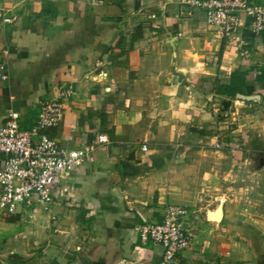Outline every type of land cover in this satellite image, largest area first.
<instances>
[{"label":"crops","instance_id":"crops-1","mask_svg":"<svg viewBox=\"0 0 264 264\" xmlns=\"http://www.w3.org/2000/svg\"><path fill=\"white\" fill-rule=\"evenodd\" d=\"M189 1L0 0V128L72 85L47 134L90 155L48 211L1 217L0 264H161L136 229L168 205L195 236L175 264H264V32L229 43Z\"/></svg>","mask_w":264,"mask_h":264},{"label":"built area","instance_id":"built-area-1","mask_svg":"<svg viewBox=\"0 0 264 264\" xmlns=\"http://www.w3.org/2000/svg\"><path fill=\"white\" fill-rule=\"evenodd\" d=\"M192 9L206 13V22L216 29V36L241 41L243 18L249 21V30L254 35L264 32V6L255 0H190ZM242 42V41H241ZM243 43V42H242ZM5 66L0 65V79H6ZM76 95L72 85H60L54 98L40 103L38 121L31 129H22L20 114L14 110L7 113L5 124L0 128V219L16 215L24 205L33 207L43 204L45 210L54 204L55 187L58 181L74 172L77 166L90 158L88 151L69 150L51 138L47 131L62 124L64 102ZM99 144H109L108 136L100 135ZM215 147L219 149L220 144ZM142 150L148 151L147 145ZM246 162L244 189L252 190ZM256 184V183H254ZM190 211L186 207L168 205L160 222H145L137 227L140 243L160 245L164 248L161 264H175L178 257L191 250L194 234L187 225Z\"/></svg>","mask_w":264,"mask_h":264},{"label":"trees","instance_id":"trees-1","mask_svg":"<svg viewBox=\"0 0 264 264\" xmlns=\"http://www.w3.org/2000/svg\"><path fill=\"white\" fill-rule=\"evenodd\" d=\"M233 87H234V80L231 83V85L230 86H226L224 90H225V92H227L228 95L234 96L236 91H235V89Z\"/></svg>","mask_w":264,"mask_h":264},{"label":"rangeland","instance_id":"rangeland-1","mask_svg":"<svg viewBox=\"0 0 264 264\" xmlns=\"http://www.w3.org/2000/svg\"><path fill=\"white\" fill-rule=\"evenodd\" d=\"M261 205V204H260ZM35 208H34V206L33 207H28V205H24L23 207H22V210H26V211H33Z\"/></svg>","mask_w":264,"mask_h":264},{"label":"water","instance_id":"water-1","mask_svg":"<svg viewBox=\"0 0 264 264\" xmlns=\"http://www.w3.org/2000/svg\"><path fill=\"white\" fill-rule=\"evenodd\" d=\"M250 99V98H249Z\"/></svg>","mask_w":264,"mask_h":264}]
</instances>
